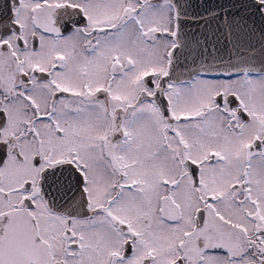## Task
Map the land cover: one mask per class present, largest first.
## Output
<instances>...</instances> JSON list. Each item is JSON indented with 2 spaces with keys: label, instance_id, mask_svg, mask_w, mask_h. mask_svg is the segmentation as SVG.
I'll use <instances>...</instances> for the list:
<instances>
[{
  "label": "snow or ice",
  "instance_id": "obj_1",
  "mask_svg": "<svg viewBox=\"0 0 264 264\" xmlns=\"http://www.w3.org/2000/svg\"><path fill=\"white\" fill-rule=\"evenodd\" d=\"M202 3L0 0V264H264V0Z\"/></svg>",
  "mask_w": 264,
  "mask_h": 264
},
{
  "label": "water",
  "instance_id": "obj_2",
  "mask_svg": "<svg viewBox=\"0 0 264 264\" xmlns=\"http://www.w3.org/2000/svg\"><path fill=\"white\" fill-rule=\"evenodd\" d=\"M221 5H228L229 7H231V5L229 4V0H206V4L202 3L201 6L198 8V11H200L201 13L203 11H205V7H219ZM201 8V9H200ZM233 12L235 11V9H231ZM257 26L260 25V21L259 19H257L256 21ZM185 27L187 28V30H192L195 31L197 25L192 23L191 21L186 22Z\"/></svg>",
  "mask_w": 264,
  "mask_h": 264
},
{
  "label": "flooded vegetation",
  "instance_id": "obj_3",
  "mask_svg": "<svg viewBox=\"0 0 264 264\" xmlns=\"http://www.w3.org/2000/svg\"><path fill=\"white\" fill-rule=\"evenodd\" d=\"M224 5H225V4H224ZM224 5H221V4H220V6H219V7H222V6H224ZM200 9H201V8H200ZM203 12H204V11H203ZM203 12H202V13H203Z\"/></svg>",
  "mask_w": 264,
  "mask_h": 264
}]
</instances>
